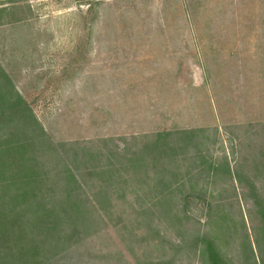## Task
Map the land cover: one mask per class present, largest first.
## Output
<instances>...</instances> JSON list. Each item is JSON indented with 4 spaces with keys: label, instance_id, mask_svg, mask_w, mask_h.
<instances>
[{
    "label": "rangeland",
    "instance_id": "1",
    "mask_svg": "<svg viewBox=\"0 0 264 264\" xmlns=\"http://www.w3.org/2000/svg\"><path fill=\"white\" fill-rule=\"evenodd\" d=\"M0 8V70L44 134L41 199L93 206L62 215L45 264H203L197 237L259 264L264 0Z\"/></svg>",
    "mask_w": 264,
    "mask_h": 264
},
{
    "label": "trees",
    "instance_id": "2",
    "mask_svg": "<svg viewBox=\"0 0 264 264\" xmlns=\"http://www.w3.org/2000/svg\"><path fill=\"white\" fill-rule=\"evenodd\" d=\"M1 11L0 8V14ZM12 91L9 78L0 70V264H45V246L50 241L55 246L62 240V215L71 210L67 214L71 217L72 212L79 213L84 206L71 201L69 191L67 210L41 199L44 181L49 177L37 166L35 151L43 145L44 134L26 103ZM159 135L168 137L167 133ZM249 193L262 222L264 243V199L253 186ZM88 205L93 209L92 204ZM76 232L79 231L73 224L71 236ZM196 240L199 244L194 246H201L203 264H232L219 256L210 240ZM259 253L258 263L264 264V248Z\"/></svg>",
    "mask_w": 264,
    "mask_h": 264
}]
</instances>
